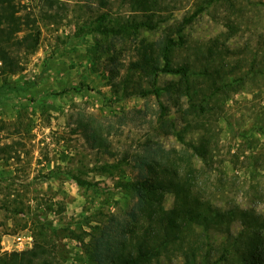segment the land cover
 <instances>
[{
    "label": "rangeland",
    "instance_id": "374dc122",
    "mask_svg": "<svg viewBox=\"0 0 264 264\" xmlns=\"http://www.w3.org/2000/svg\"><path fill=\"white\" fill-rule=\"evenodd\" d=\"M60 1L62 18L40 20L37 49L23 70L7 76L19 91L0 93V141L21 142L19 159L0 157V255L12 251L17 233L33 237L38 220L53 264H97L84 246L89 226L98 218L107 223L108 216L128 220L137 197L122 184L135 178L133 156L146 154L147 144L174 157L184 142L205 141L210 167L203 186L214 205L237 203L264 213V0H159L166 21L152 30L130 21L122 0L104 6ZM24 2L37 13L38 0ZM183 18H189L184 43L173 61L190 63L202 89L189 99L180 94L178 76L160 74L159 97L122 92L124 80L148 86L143 70H127L140 42L159 39ZM160 113L181 138L162 133L155 121ZM92 129L108 134L109 152L95 146L87 135ZM172 200L165 193V208ZM181 261L170 256L147 264Z\"/></svg>",
    "mask_w": 264,
    "mask_h": 264
},
{
    "label": "trees",
    "instance_id": "16d2710c",
    "mask_svg": "<svg viewBox=\"0 0 264 264\" xmlns=\"http://www.w3.org/2000/svg\"><path fill=\"white\" fill-rule=\"evenodd\" d=\"M24 1L0 0V93L19 91V86H11L7 76L23 70L28 56L37 49L40 20L52 23L61 19L65 8L60 0H38V10L34 13ZM122 1L132 13L130 21L137 27L152 30L166 21L165 6L159 0ZM99 2L103 6L107 4V0ZM188 21L189 18H183L176 25L166 26L155 41L140 42L137 58L129 63L127 70H143L148 86L143 87L140 80L131 84L124 80L119 85L122 92L159 97L156 85L160 74L178 76L180 94L189 99L202 89L192 79L194 72L190 63L173 61L175 49L184 43L182 31ZM107 31L114 32V29ZM205 67L203 64L202 78L209 74ZM191 105L196 112L198 105L194 102ZM200 109L203 106L198 113ZM186 111L189 112L183 114L182 120L185 128L191 122L188 115L193 113L191 108ZM155 121L163 134L181 138L182 132H175L172 120L164 118L162 113ZM83 125V131L90 127L88 123ZM89 132L86 133L95 146L109 152L105 144L108 134L103 135L98 129ZM20 143L17 139L0 141V157L19 159L17 145ZM184 144L182 150L174 149V157L169 151L149 144L144 148L146 154L133 156L135 178L124 182L122 188L136 196V201L125 222L108 216V222L102 223L98 218L97 224L89 226L88 240L84 242L80 237L90 259L97 264H147L163 257L180 256L181 264H264V213L237 203L224 207L214 205L203 186V174L210 167L208 144L201 140ZM195 157L199 165L194 162ZM167 192L173 198L170 208L163 204ZM31 230L32 246L3 253L0 264H53L44 224L36 220Z\"/></svg>",
    "mask_w": 264,
    "mask_h": 264
},
{
    "label": "built area",
    "instance_id": "2783aa9c",
    "mask_svg": "<svg viewBox=\"0 0 264 264\" xmlns=\"http://www.w3.org/2000/svg\"><path fill=\"white\" fill-rule=\"evenodd\" d=\"M33 237L29 233H17L13 237L11 250L22 251L32 246Z\"/></svg>",
    "mask_w": 264,
    "mask_h": 264
}]
</instances>
